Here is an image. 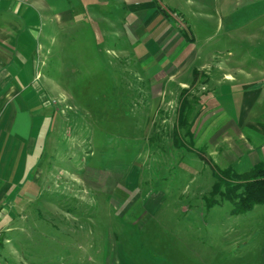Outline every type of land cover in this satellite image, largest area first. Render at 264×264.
Returning <instances> with one entry per match:
<instances>
[{
  "label": "rangeland",
  "instance_id": "rangeland-1",
  "mask_svg": "<svg viewBox=\"0 0 264 264\" xmlns=\"http://www.w3.org/2000/svg\"><path fill=\"white\" fill-rule=\"evenodd\" d=\"M155 1L170 7L177 5L176 0ZM220 1L210 0V6L222 7ZM31 2L29 11L34 8ZM251 3L242 0L238 7L242 65H250L251 58L259 65L264 60V0ZM85 26L90 30L89 25ZM113 27L123 30V23L116 21ZM87 29L67 28L64 41L59 42L57 32L49 41L42 70L53 86V145L37 169L44 170V180L39 179V184L46 186L48 181L55 192H62L54 195L50 191L47 197L56 204L63 203L67 210L78 209L81 226L64 234L63 224L58 228L51 226L52 221L58 220L49 221L50 214L40 210L42 219H35L29 229V197H24L19 203L23 209L18 211L11 233L20 237L15 249L29 251V259L39 255V260H43L39 264H121L122 260L128 264L112 243L109 227L117 231L136 264H264L260 259L264 247V204L232 215L231 202L217 193L212 195L215 178L211 163L220 169L232 166L244 171L262 157L261 150L247 151L253 146L251 140L240 138L230 128L228 116H222L217 109L213 90L227 84L205 83L203 77L192 87L188 83L186 96L194 110L180 133L184 136L185 129L192 131L193 141L187 137L186 141L197 150L175 147L172 134L179 93L176 96L173 87L164 89V84L158 83L151 86L162 90L163 98L159 102L150 98L153 88L137 80L133 64L123 67L111 63L104 44L99 43L96 49ZM253 86L260 89L261 95L264 82ZM229 99L223 98L227 109L231 107ZM239 152L245 155L240 156ZM80 169L87 175L104 169L125 172L128 179L136 173L138 178L129 180V188L135 190L108 200L85 192L74 196L69 191L73 188L69 173L76 170L79 174ZM81 185L88 187L84 181ZM145 199L146 207H142ZM65 221L70 224L69 219ZM121 221L131 225L132 230L140 229L138 240L126 242L119 228ZM70 227L66 230L70 231ZM91 239L96 242L90 243ZM16 264L24 263L18 260Z\"/></svg>",
  "mask_w": 264,
  "mask_h": 264
},
{
  "label": "crops",
  "instance_id": "crops-1",
  "mask_svg": "<svg viewBox=\"0 0 264 264\" xmlns=\"http://www.w3.org/2000/svg\"><path fill=\"white\" fill-rule=\"evenodd\" d=\"M29 1L0 0V229L3 231L0 264H16L18 260L24 264L43 261L39 260V255L36 259H29V251L15 249L20 237L11 233L19 217L18 211L23 209L19 203L24 197H29V229L35 219H42L40 210L50 214L49 221L58 220L52 221L51 226L58 228L63 224L64 234L81 226L78 209L67 210L63 203L57 201L56 204L47 197L50 191L54 195L62 192H55L48 181H45L46 186L39 184V179L44 180V170H37L53 145L50 139L55 113L50 100L53 86L42 67L55 32L61 42L68 37L67 28L69 31L81 30L89 25L90 30H87L91 41L96 49L99 43L104 44L111 63L128 67L130 62L136 68L139 82L149 86L164 84V89L173 87L174 95L179 93V99L181 92L189 87L188 83L192 87L200 82V77L205 83L227 84L213 90L212 98L217 109L222 116H228L230 128L240 138L251 140L253 146L247 147L248 152L261 150L259 155L262 157L255 162H264V89L262 87L260 95V89L253 86L264 82V60L260 65L252 58L248 60L250 65L241 63L244 52L240 47L241 14L238 7L242 0H221L222 7H211L210 0H176L175 7L155 0H32L30 5L34 8L30 11ZM247 1L256 3L259 0ZM44 20L48 23L45 24ZM116 21L123 23V30L113 27ZM194 71L199 74L191 85ZM153 86L150 98L159 102L164 92ZM224 97L230 98V109L224 107ZM238 155L245 154L239 152ZM76 172L69 173L73 183L69 191L74 196L85 192L104 196L107 200L135 190L129 188V180L138 178L136 173L128 179L125 172L106 169L88 175L83 174L82 169L79 174ZM54 177L56 175L49 178ZM82 181L88 187L82 188ZM146 199L142 207H146ZM32 211L38 214L35 216ZM66 219L70 224H66ZM121 222L120 231L127 239L124 241L138 240L140 229L132 230L127 222ZM67 225L73 226H69L70 231L66 230ZM108 229L117 251L125 255L128 264H136L129 257L123 240L118 238L117 231ZM95 242L91 239L90 243ZM261 251L263 263L264 247ZM121 264L126 262L122 260Z\"/></svg>",
  "mask_w": 264,
  "mask_h": 264
},
{
  "label": "trees",
  "instance_id": "trees-1",
  "mask_svg": "<svg viewBox=\"0 0 264 264\" xmlns=\"http://www.w3.org/2000/svg\"><path fill=\"white\" fill-rule=\"evenodd\" d=\"M198 74L199 71L193 72L191 85L195 83ZM187 93L188 89H184L180 95L172 143L175 147L195 151L197 150L196 147L192 143V146L188 145L186 141V137L191 142L193 141L192 131L185 129L184 136L180 133V130L189 124V115L194 110L186 96ZM200 154L202 153L200 152ZM211 168L215 178L212 195L217 193L223 199L231 202L230 212L232 215L246 213L256 204H264V162L256 163L250 169L244 171H236L232 166L220 169L215 163H211Z\"/></svg>",
  "mask_w": 264,
  "mask_h": 264
},
{
  "label": "built area",
  "instance_id": "built-area-1",
  "mask_svg": "<svg viewBox=\"0 0 264 264\" xmlns=\"http://www.w3.org/2000/svg\"><path fill=\"white\" fill-rule=\"evenodd\" d=\"M0 236H1V230H0Z\"/></svg>",
  "mask_w": 264,
  "mask_h": 264
}]
</instances>
